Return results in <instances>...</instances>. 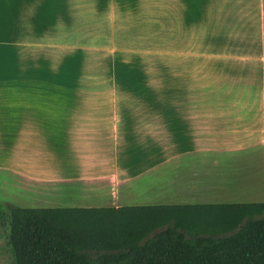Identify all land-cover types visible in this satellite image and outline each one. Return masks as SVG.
Masks as SVG:
<instances>
[{
    "label": "rangeland",
    "instance_id": "rangeland-1",
    "mask_svg": "<svg viewBox=\"0 0 264 264\" xmlns=\"http://www.w3.org/2000/svg\"><path fill=\"white\" fill-rule=\"evenodd\" d=\"M202 49L174 42L169 0H0V115L12 116L22 134L46 123L38 137L50 147V166L84 164L92 174L121 177L122 206L252 203L239 202L234 181L216 173L176 179L165 161L176 110L192 109L176 102L217 97L215 69H194L186 59L196 52L204 63ZM69 182L78 187L80 180ZM81 194L64 187L43 207L108 205ZM0 199L36 204L6 191ZM0 264H12L11 255L3 253Z\"/></svg>",
    "mask_w": 264,
    "mask_h": 264
},
{
    "label": "crops",
    "instance_id": "crops-1",
    "mask_svg": "<svg viewBox=\"0 0 264 264\" xmlns=\"http://www.w3.org/2000/svg\"><path fill=\"white\" fill-rule=\"evenodd\" d=\"M169 14L174 42L206 48L201 54V59L207 57L204 63L197 60L196 52L186 59L192 58L194 69L198 65L215 69L219 85L216 98L176 102L178 108L192 109L183 110L184 115L176 110L177 121L170 126L176 140H171L168 149V168L176 179L185 181L192 174L197 181L216 173L236 182L234 192L243 198L239 202H264V0H169ZM257 71H263L261 82ZM183 80L186 87L187 77L180 78ZM240 80L247 85L238 87ZM189 116L193 127L187 121ZM12 119L0 115V194L24 195L29 204L36 203L33 208H44L54 200L49 195L59 194L65 187L80 190L85 202L108 198V205L79 207L122 206L118 202L121 177L92 174L84 164L50 166V147L38 137L46 123L35 122V131L31 123L22 134ZM70 178L80 180L78 187L72 186ZM3 253L11 255L0 241V256Z\"/></svg>",
    "mask_w": 264,
    "mask_h": 264
},
{
    "label": "trees",
    "instance_id": "trees-1",
    "mask_svg": "<svg viewBox=\"0 0 264 264\" xmlns=\"http://www.w3.org/2000/svg\"><path fill=\"white\" fill-rule=\"evenodd\" d=\"M12 264H264V202L0 205Z\"/></svg>",
    "mask_w": 264,
    "mask_h": 264
}]
</instances>
